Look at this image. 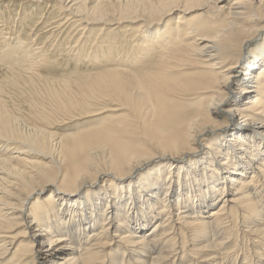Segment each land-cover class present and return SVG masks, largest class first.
<instances>
[{"label": "bare ground", "instance_id": "bare-ground-1", "mask_svg": "<svg viewBox=\"0 0 264 264\" xmlns=\"http://www.w3.org/2000/svg\"><path fill=\"white\" fill-rule=\"evenodd\" d=\"M27 1L52 7L50 37L76 27L68 50L93 46L106 67L0 116V264H223L231 224L264 264V0ZM22 20L0 23V51L39 44Z\"/></svg>", "mask_w": 264, "mask_h": 264}, {"label": "rangeland", "instance_id": "rangeland-1", "mask_svg": "<svg viewBox=\"0 0 264 264\" xmlns=\"http://www.w3.org/2000/svg\"><path fill=\"white\" fill-rule=\"evenodd\" d=\"M228 1L229 3H231L230 2L231 0H228ZM4 4L8 6L7 11H6V7ZM32 4L33 3H30L27 0H0V11H1L0 12V19H1L0 23L2 24L0 25L2 28L4 29L7 28L6 26L3 27L4 26L3 23L8 24L9 26H11L12 24L15 25V22H14L15 19L22 18L24 20H22L21 23L27 22L26 28H24L25 31L23 33H26V32L30 33L33 30V28L35 30L37 27H38L37 30L39 31L36 36L37 39H39V42H38L39 44L36 46V48H35V44H33L29 47L22 45V47H19L17 50H8L9 49L8 47L7 52L9 51V53L6 52L5 48L0 51V58H1L0 59V107H1L0 116L9 115V116H16V117L22 118V117H26L27 114L32 115V109H31L32 104L31 103L34 104L33 106H36V105H42V104L45 105L49 102L47 92L50 91L51 89L50 83L51 84L56 83V82L58 83L60 81H65V80H77L83 76L86 77L88 75L97 74L98 72L102 71V67H106L104 64L103 66H99L97 61L93 60L94 54H97L95 49H93V46H91L89 50L87 49L81 52V55L84 56L88 54L87 51H90L91 49L90 51L91 56L89 57V59L86 58V59L80 60L75 57L73 52L68 50V47H67L68 44L66 43L73 41V39L71 40L69 39L70 35H73L74 33V35H76L74 37H76L77 40L81 36L80 33L79 35L77 34V32L79 31L78 29H77L78 31L75 32L76 27L71 26L63 34H57L56 37L54 38L50 37V35L47 34L48 32L47 30L49 28H46L47 27L46 25L50 24V22L46 24L45 21H46V17L50 16L51 13L53 14L52 12L53 10L51 9L52 7L50 8L49 6H46L45 4H42L41 6L31 7ZM32 11H35V12H32ZM30 13L32 15H30ZM222 19H224V17ZM117 32L118 33L114 35L117 38L122 37L120 36L122 35V31L120 32L117 31ZM38 35L40 38L38 37ZM48 37H50L49 39L51 40H49ZM53 41H55V43H53ZM65 41L66 43H64ZM52 43L53 45L50 46V44ZM59 44H62V45H59ZM39 46L40 47L42 46L45 48L47 46L46 48L47 50L43 51L45 54L42 55L38 52L39 51L38 49L40 48ZM121 49L125 51L124 48H121ZM4 52L7 54L5 58L3 57L5 55ZM96 56H99V54H97ZM2 57L4 60L6 59L7 61L6 60L4 61ZM41 57L49 58L52 61V64H51L52 67L48 68L47 70L44 68L43 69L41 68L40 73H42V81L40 82L38 78L33 77L32 75L33 72L31 70L33 68H31L32 67L31 63L34 62L35 60H39ZM128 61L131 62V65L133 66L132 62L134 61V56L129 55ZM107 66L110 67L112 65L108 64ZM115 67L125 68L120 62H118V64ZM46 81H48L49 84L45 85L44 82ZM32 97L35 99L36 103L34 102ZM95 121H96L95 118H87V119H82V120L75 121V122L68 123V124L63 123L64 125L63 124H57V125L52 124L49 130L51 132L57 133L60 136L70 135V134L77 133L78 131L83 129L85 126L91 125V123ZM6 154L7 153H5L3 148L0 147V158L4 157ZM49 193H46L45 195L42 196L43 201L51 200V198L49 199L50 196L46 198L49 195ZM47 206L48 205H46V207ZM45 218L47 219L49 218L48 212H45ZM235 227H236L235 224L230 225V229L233 231L230 230V238H229V241L230 240L232 241V243L230 241L231 245L233 244V246L231 247H233L234 249L231 248L228 259L227 260L224 259L221 262L223 264H226V263L228 264L230 263L231 264H246V263L254 264V262H256L255 264H260L261 259L258 258V256H259V253H261V246L257 243L258 241L250 237L247 233L245 234L243 232L245 231L244 227H243L244 229L235 228ZM22 231H23L22 229H18L13 234L17 232H22ZM254 250L257 252V254H255L256 252H254ZM247 254L248 256H246ZM254 255L256 258L254 257ZM189 257L190 255L188 256V258ZM191 258L192 256L188 260H190ZM193 258L194 260L191 259L192 261L190 264H197L198 262L197 258L195 257ZM183 260H177L178 262L177 261L167 262V264H184L185 262ZM234 260H235V263L233 262ZM229 261H232V262L229 263ZM119 262L120 264H124V263L136 264L131 259V257L126 253L125 255L120 256Z\"/></svg>", "mask_w": 264, "mask_h": 264}]
</instances>
